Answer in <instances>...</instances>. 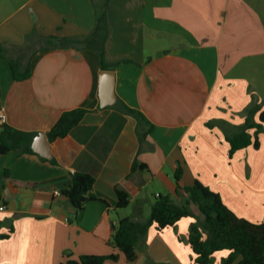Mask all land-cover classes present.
Segmentation results:
<instances>
[{
    "label": "crops",
    "instance_id": "crops-1",
    "mask_svg": "<svg viewBox=\"0 0 264 264\" xmlns=\"http://www.w3.org/2000/svg\"><path fill=\"white\" fill-rule=\"evenodd\" d=\"M12 1L17 5L8 10ZM103 10L110 27L105 68L93 48L40 49L39 35L27 39L34 29L61 41L85 37ZM12 60L30 67L31 76L16 80ZM263 68L264 0H0L4 124L34 134L32 151L0 152V232L14 227L0 240V264H62L68 255L110 253L119 257L106 264H197L191 217L162 231L152 226L133 262L108 242L120 218L148 219L157 195L182 202L174 193L179 166L182 186L199 179L238 216L263 220L264 127L259 148L232 157L226 138L246 121L253 101L264 110ZM103 70L114 72L107 97L113 103L105 106ZM77 107L88 109L84 119L50 140L61 114ZM135 160L148 168L132 170ZM75 172L95 177L97 196L78 213L62 192ZM116 188L129 192L128 206L117 208ZM228 255L216 252L213 264Z\"/></svg>",
    "mask_w": 264,
    "mask_h": 264
},
{
    "label": "trees",
    "instance_id": "trees-1",
    "mask_svg": "<svg viewBox=\"0 0 264 264\" xmlns=\"http://www.w3.org/2000/svg\"><path fill=\"white\" fill-rule=\"evenodd\" d=\"M110 33L109 22L105 10L100 12L95 29L85 37H65L64 40L56 35L42 36L34 29L27 39L39 35L40 49L57 47L93 48L102 57L103 67H106V43ZM33 44V43H32ZM35 45V43L33 44ZM3 55V50H2ZM13 76L16 80L27 79L31 76L30 67L21 69L17 61H10ZM125 112L134 115L138 121H148L147 117L139 110L124 105ZM247 119L239 129L226 136L231 148L229 155L241 149L254 145L260 147L259 133L263 131L264 110L262 103L253 101L246 109ZM88 109L83 107L64 111L57 122L48 131L50 140L66 136L72 128L78 125L86 116ZM260 112L259 121L254 120V115ZM153 125H151V129ZM250 129H255L254 134ZM33 133L21 131L8 126L0 125V152L25 149L32 151L31 142ZM148 168L146 163L134 161L133 169ZM182 174L181 166L175 173V195L184 196L181 203L177 202L170 194H159L151 207L150 216L144 221H136L130 217L120 218L112 225V234L108 240L110 245L119 248L126 258L133 262L137 258L136 246L146 236L152 226L162 231L169 226L177 224L185 217L194 218L190 225L189 242L195 253L194 261L197 264H213L214 254L228 250L229 255L222 259L221 264H264V219L252 222L234 213L223 201L221 195L205 185L199 179L192 184H180ZM95 177L87 172H75L72 183L62 192L71 202L78 213L85 204L97 198L93 193ZM117 208H124L130 203L128 191L116 188ZM14 232L10 227L6 233L0 232V240L7 239ZM116 253L110 254H82L78 258L68 255L62 264H106L108 260H117Z\"/></svg>",
    "mask_w": 264,
    "mask_h": 264
},
{
    "label": "water",
    "instance_id": "water-1",
    "mask_svg": "<svg viewBox=\"0 0 264 264\" xmlns=\"http://www.w3.org/2000/svg\"><path fill=\"white\" fill-rule=\"evenodd\" d=\"M113 90H114V72L103 70L101 73V80H100V97H101L102 106L113 103L111 102V99L109 100V98H107V97H112L111 94L113 93ZM34 149L42 153V151L38 149L36 146H34Z\"/></svg>",
    "mask_w": 264,
    "mask_h": 264
},
{
    "label": "built area",
    "instance_id": "built-area-1",
    "mask_svg": "<svg viewBox=\"0 0 264 264\" xmlns=\"http://www.w3.org/2000/svg\"><path fill=\"white\" fill-rule=\"evenodd\" d=\"M7 121V115L3 107H0V124H4ZM57 194H61L60 191H56ZM1 209H4L5 206H1Z\"/></svg>",
    "mask_w": 264,
    "mask_h": 264
},
{
    "label": "rangeland",
    "instance_id": "rangeland-1",
    "mask_svg": "<svg viewBox=\"0 0 264 264\" xmlns=\"http://www.w3.org/2000/svg\"><path fill=\"white\" fill-rule=\"evenodd\" d=\"M17 5V3L15 2V1H12V2H9L8 3V10H13L14 8H15V6ZM264 69V68H263ZM259 79L260 78H263L264 79V74H261V77H258ZM263 79H261V81L263 80ZM259 82V83H261L262 84V92H264V80H263V82Z\"/></svg>",
    "mask_w": 264,
    "mask_h": 264
}]
</instances>
